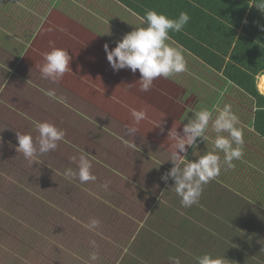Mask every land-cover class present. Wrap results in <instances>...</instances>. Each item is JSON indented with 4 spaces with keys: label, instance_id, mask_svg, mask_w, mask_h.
Wrapping results in <instances>:
<instances>
[{
    "label": "rangeland",
    "instance_id": "374dc122",
    "mask_svg": "<svg viewBox=\"0 0 264 264\" xmlns=\"http://www.w3.org/2000/svg\"><path fill=\"white\" fill-rule=\"evenodd\" d=\"M49 16L43 0H0V264H169L170 256L179 257L181 264H197L195 257L206 252L224 263H239L241 256L239 264H264L248 252L232 255L227 247H200L211 243L208 238L190 248L183 238L186 228L176 225L177 216L189 208L181 206L174 180H161L173 167L169 159L176 132L183 137L191 110L217 105L219 88L193 86L201 74L196 65L175 78V85L154 80L149 91H141L139 70L114 71L106 55L92 54L104 51L106 43L93 30L77 32L86 40L66 43L43 24ZM88 39L100 47L87 46ZM53 46L71 57V70L57 82L40 72L43 54ZM186 88L189 94H183ZM42 89L54 90L62 99L49 98ZM132 109L144 111L147 118L137 124ZM36 121L55 124L65 137L56 150L29 161L16 152V132L31 134L35 142ZM128 127L136 128L131 136ZM186 148L189 160L198 158L192 147ZM205 148L195 151H211V139ZM81 153L92 164L94 182L81 184L64 175L66 169H76L71 158ZM259 169L253 176L264 173ZM259 210L255 224L259 220L260 226L239 228L253 229L250 236L264 244V210ZM202 211L211 215L209 209ZM250 213L244 209L238 218ZM93 218L99 226L89 230ZM237 224L227 222L225 230ZM92 252L98 254L96 261L89 259Z\"/></svg>",
    "mask_w": 264,
    "mask_h": 264
},
{
    "label": "crops",
    "instance_id": "0c3cea01",
    "mask_svg": "<svg viewBox=\"0 0 264 264\" xmlns=\"http://www.w3.org/2000/svg\"><path fill=\"white\" fill-rule=\"evenodd\" d=\"M144 2V5H139V10L143 14L148 10H155L169 18L175 19L183 11L187 12L190 17L182 31L170 32L175 44L181 45L185 49L187 71L175 74L168 79L159 77L155 79L156 82L165 83L167 86L175 85V78L184 77V73L189 72L197 65L196 70L199 71L197 73L201 74L194 80L193 86L208 89L214 88V90L219 88L220 93L218 95L220 98L217 105L223 107L224 104L230 103L233 107L235 104H240L244 101L249 102L251 109L242 106L235 112L240 119L239 126L243 130L244 154L247 156L246 161L255 167V170L264 168L259 161L263 160L262 156H264V138L255 132L252 125L255 109L254 100L241 91L237 84L230 82L223 73L218 71L231 62V53L234 47L239 44L234 38V31H236V38L240 36L244 44L238 55L241 56V61L246 62L245 65H240L234 61L231 70H263L255 76L258 89L260 82L258 77L264 74V51L259 56L253 57L251 48L256 45L264 46V41L260 42L257 40L258 32L256 28L260 23H264V20L261 19L263 17L260 16V10L254 6L256 0H144ZM43 4L48 8L50 14L47 19H44L43 24H46L55 36L66 43H77L86 40L76 36L77 32L91 29L95 38L101 41L105 40V44H108L111 50L116 46V42L121 40L120 35L133 31L136 26L141 24L142 17L118 0H43ZM54 12L63 15L54 17ZM64 12L71 13V16L67 17ZM261 32L264 33V30ZM118 34L120 35L116 37ZM110 37H113V40ZM114 37H116L115 40ZM232 38L234 42L229 46ZM37 42V46L45 47L40 41ZM39 42L41 45H39ZM30 43L32 41L27 42V45L29 46ZM96 43L94 39H88L85 42L87 46L100 47ZM91 47H89L90 50ZM91 52L94 55H106L105 51H101V49H95V51ZM198 53H202L203 58L196 56ZM87 67L89 65L85 68ZM178 88L181 89V87ZM189 92L191 91L186 88L183 94H189ZM207 102L210 103V100ZM209 133L215 136V133L211 132V130H209ZM225 135L227 134L225 133ZM201 145L203 150H206L205 141L197 138V148ZM248 175L250 176L247 180L253 176L252 172ZM245 178L246 176L239 178V181L233 180L228 183L224 177L221 182L222 184L226 183L224 185L227 186L233 183L236 189H240L238 182L246 181ZM210 182L205 185L208 189L211 186ZM224 185H221L220 188H215L217 193L211 196L210 202L206 205L207 207L204 206L203 209L211 208L212 215L220 218L223 216L227 219L226 222L233 221L234 224L237 222L238 227L246 225L253 228L256 217L258 219L259 215L257 210L258 212L260 211L259 209L264 210V196L249 197L247 196L248 193L241 189L239 196H236L231 191V194L227 193ZM245 189L255 190L252 187ZM228 197L232 198L229 203L227 202L229 200ZM244 209L251 211V217L238 218L239 215L243 214ZM228 211L231 213L228 214ZM255 225L260 226L261 222L257 220ZM253 229H243L242 231L254 233Z\"/></svg>",
    "mask_w": 264,
    "mask_h": 264
},
{
    "label": "clouds",
    "instance_id": "9594fccd",
    "mask_svg": "<svg viewBox=\"0 0 264 264\" xmlns=\"http://www.w3.org/2000/svg\"><path fill=\"white\" fill-rule=\"evenodd\" d=\"M254 6L264 12V0H256ZM189 19L188 13L183 11L173 19L155 10H148L141 18V24L117 41L114 48L110 50L108 44L104 45L107 61L114 71L128 68L135 74L139 70L141 91H149L155 79L159 77L168 79L175 74L187 71L185 49L175 44L170 32L182 31ZM43 59L44 63L40 72L44 79L57 82L71 70L69 67L71 57L68 51L62 48L53 46L50 51L43 54ZM258 79L260 80L258 90L261 95H264V74H261ZM42 91L49 98L62 99L56 96L54 90L42 89ZM191 112L193 117L183 126V137L177 132L174 136V151L169 159L173 167L161 176V180L165 182L169 178L174 180L172 188L180 198L181 206L186 208L199 202L204 186L220 175L222 167L234 168L233 161L241 160L244 155V137L243 130L239 126L240 119L230 104H224L223 107L216 105L212 110L201 107ZM131 114L137 124L147 118L144 111L132 109ZM34 126L39 134L35 142L31 134L16 132L18 140L16 152L22 153L29 161H34L38 156L56 150L58 142L63 141L65 137V132L53 123L36 121ZM209 130L215 133L214 138H210L207 134ZM135 132L134 127L126 129V134L129 136ZM197 138L205 142L211 139L212 150L204 154L196 153ZM124 142L128 143L127 140ZM186 146L193 148V155L198 156L197 159L187 158ZM221 152L223 160L219 155ZM71 159L77 167L75 170L72 168L65 170L64 175L67 178L78 179L81 184L96 180V176L91 171L92 164L85 154L81 153L78 159L75 156ZM104 187L107 189L108 184H104ZM98 226L99 220L95 218L86 225L89 230ZM90 243L93 248L96 247L95 241ZM89 259L96 261L98 254L90 253ZM195 259L197 264H224V258L214 257L207 252ZM168 261L169 264H181L180 258L176 256L168 257Z\"/></svg>",
    "mask_w": 264,
    "mask_h": 264
},
{
    "label": "trees",
    "instance_id": "16d2710c",
    "mask_svg": "<svg viewBox=\"0 0 264 264\" xmlns=\"http://www.w3.org/2000/svg\"><path fill=\"white\" fill-rule=\"evenodd\" d=\"M123 5H125L127 8L136 11L138 15L141 17L144 16L143 13L139 10V5H144V0H118ZM133 2H135L133 4ZM139 3V4H138ZM260 16L264 20V12L260 11ZM257 40L258 41H264V33L261 31L264 30V23H260L257 27ZM234 38L237 40L239 44H237L234 47V50L231 53V62L224 66L223 69L218 70L219 72L223 73V75L230 81L237 84V87L241 89L246 95H249L254 100V118H253V127L255 132H257L260 137L264 138V95H261L260 92L257 89L256 86V80L255 76L258 75L263 70H231V67H233L234 61L239 63L240 65L244 64L246 61L240 60V55H238L239 50L242 48L243 41L239 37L236 38V31H234ZM235 40V41H236ZM256 40V41H257ZM234 42L233 38L229 42V46L231 43ZM236 42V43H237ZM260 50V51H259ZM264 51V46L256 45L251 48V53L253 57L259 56L260 53ZM209 52V51H207ZM196 56L203 58L202 53L196 54ZM229 65V66H228ZM223 67V66H222ZM243 93V94H244ZM244 94V96H245ZM228 102V101H227ZM251 107L249 102H242L240 104H235L232 107V110L236 112L240 107ZM252 108V107H251ZM221 156V160H223V153H219ZM246 154L243 155L241 160H235L233 161L235 167L228 169L226 167H222L221 169V180L220 175L212 180L210 182V187L204 186L203 192L199 198V202L189 208L187 211H185L182 214L177 216V227L180 229H185V234H183V238L185 242L187 241L190 244V248H194V244L199 239H212L211 243L209 245L202 244L200 247L207 249L208 247H214V248H224L227 247L230 254H241L242 252H248L253 255L255 258V261L258 260V263H264V244L258 239L254 238L250 235L249 232L242 231L238 226L231 227L228 230L226 229L227 222L226 218L221 216L217 217L212 215V210L209 208L211 215H205L203 213V208L205 205L208 204L211 200V196H214L217 191H215V188H220L222 184V180L225 177L227 179L228 183L233 180H240L239 178H244L247 176L250 172L252 174L256 173L255 167L251 166L249 162L246 161ZM259 160V159H258ZM257 161V160H256ZM260 164L264 166V160H259ZM240 185L241 190H245L249 197H262L264 196V174L252 176L249 180L238 182ZM226 188V192L231 194L230 191L236 195L239 196V193L241 192L240 189H236L235 185L233 183L230 186L224 185ZM252 187L255 190H246L245 188ZM212 188V189H211ZM210 205V204H209ZM236 244V245H234ZM177 250V249H176ZM176 250L174 252H176ZM216 252H218L216 250ZM241 256L236 259L240 263ZM237 262H230V263H224V264H239Z\"/></svg>",
    "mask_w": 264,
    "mask_h": 264
}]
</instances>
